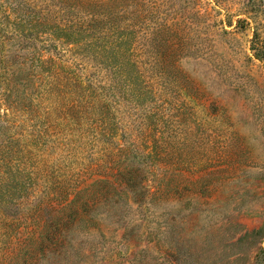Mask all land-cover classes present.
<instances>
[{
    "label": "rangeland",
    "instance_id": "rangeland-1",
    "mask_svg": "<svg viewBox=\"0 0 264 264\" xmlns=\"http://www.w3.org/2000/svg\"><path fill=\"white\" fill-rule=\"evenodd\" d=\"M243 1L0 0V264H264Z\"/></svg>",
    "mask_w": 264,
    "mask_h": 264
},
{
    "label": "trees",
    "instance_id": "trees-1",
    "mask_svg": "<svg viewBox=\"0 0 264 264\" xmlns=\"http://www.w3.org/2000/svg\"><path fill=\"white\" fill-rule=\"evenodd\" d=\"M239 12L244 19H237L236 23H264V0H245ZM252 50L254 57L264 61V41L261 38L253 41Z\"/></svg>",
    "mask_w": 264,
    "mask_h": 264
}]
</instances>
